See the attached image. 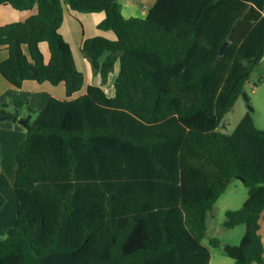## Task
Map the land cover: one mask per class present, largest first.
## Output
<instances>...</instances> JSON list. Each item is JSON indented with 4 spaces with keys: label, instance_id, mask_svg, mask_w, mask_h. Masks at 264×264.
<instances>
[{
    "label": "trees",
    "instance_id": "1",
    "mask_svg": "<svg viewBox=\"0 0 264 264\" xmlns=\"http://www.w3.org/2000/svg\"><path fill=\"white\" fill-rule=\"evenodd\" d=\"M3 4L38 11L0 26V73L16 87L64 84L66 99L0 105L27 129L15 181L0 173L19 205L0 264H209L220 239L203 242L208 213L233 178L248 197L224 226L246 230L225 252L264 264V129L250 113L231 133L222 126L241 95L254 110L244 86L264 62V0H157L145 18L125 17L119 0ZM66 4L105 12L98 28L116 39L87 38L81 53L104 83L119 63L113 96L90 84L75 97L86 78L60 31Z\"/></svg>",
    "mask_w": 264,
    "mask_h": 264
},
{
    "label": "crops",
    "instance_id": "2",
    "mask_svg": "<svg viewBox=\"0 0 264 264\" xmlns=\"http://www.w3.org/2000/svg\"><path fill=\"white\" fill-rule=\"evenodd\" d=\"M156 1L157 0H125L124 3H120L121 10L123 15L127 18H145L148 15L150 8L154 6ZM37 11V6L30 10H19L12 7L11 5H0V26L11 22L24 21L31 15L37 13ZM73 11L76 10H72L68 4L65 5L64 23L60 31L64 38L70 43L74 52L77 65L80 70L84 72L86 78L84 88L79 94H76L75 97L85 94L88 85L90 84L102 86L108 96H113L115 93L114 81L116 76L110 77V74L108 81L106 83L102 82L101 75L93 71L90 62L81 53V46L85 39L95 37L96 34H99L100 36H105L112 40L116 39V34L112 30H102L98 28V23H100L106 16L105 12L102 11L93 13V20L96 22V26L100 33H92L90 35H86V16L78 17L76 14L73 13ZM40 47L47 61L49 59L48 44L46 42H43L41 43ZM76 52L78 53V55L76 54ZM7 58L8 50L1 49L0 63L5 61ZM80 64L83 66V69L80 67ZM87 71L88 77H86ZM87 79L88 82L90 81V83L87 82ZM94 81H96L97 83H91ZM51 97L60 100L66 99L65 85H53L47 81L43 83H38L37 81L29 80L24 81L22 87H16L12 85L0 73V105L8 102L11 98H18L29 103L35 109L40 110L46 105V103ZM20 120L21 118H19L17 122H13L6 119H2L0 121V145L2 149L0 155V173L5 174L11 184L15 181L16 178V154L27 134V129L25 125L20 122ZM18 206V200L13 189L4 186L0 180V230L2 228V224H5L4 226L7 228L14 224L17 218ZM6 220L8 221L6 222ZM9 220L12 223L7 225L6 223H8ZM212 257L213 256H211L209 264H212Z\"/></svg>",
    "mask_w": 264,
    "mask_h": 264
},
{
    "label": "rangeland",
    "instance_id": "3",
    "mask_svg": "<svg viewBox=\"0 0 264 264\" xmlns=\"http://www.w3.org/2000/svg\"><path fill=\"white\" fill-rule=\"evenodd\" d=\"M120 3H124L125 0H119ZM67 5V4H66ZM74 14L79 16H86L85 27L86 35L92 33H100L96 26V22L93 20V13H83L78 11H73ZM91 18V19H90ZM84 20V18H83ZM99 34H96V36ZM47 46V45H46ZM75 49V48H74ZM78 55V53L76 52ZM83 69V66L80 64ZM119 69V63H117L115 70L111 73L110 77H115ZM92 71V70H91ZM86 77H88V71L86 72ZM88 82V79H87ZM90 83V81L88 82ZM91 83H97L96 81ZM244 91L250 96L251 104L254 108L253 111L249 110L248 102L243 95H241L236 101L234 107L225 115L222 121V126L226 127L227 132L231 133L237 126L238 122L247 114L250 113L255 121V124L260 129H264V62L260 63L255 71L253 72L251 78L246 82L244 86ZM9 110H14V105L12 104ZM22 113L28 114L27 109H23ZM36 117V114L33 115ZM248 191L244 185L242 179L233 178L226 189V191L219 197V199L214 204L213 208L208 213L207 224V236L204 239V244L208 245L212 238H219L220 243L216 248H212V264H234V260L230 258L225 252V245H237L240 243L245 230L246 225L240 224L234 228H226L224 222L226 219V211L239 209L247 200ZM7 212V211H6ZM8 213V212H7ZM8 220H6L7 222ZM5 223V221H4ZM12 222L6 223L11 224ZM2 224L0 230V237H5V229L7 227ZM260 233L262 235L264 243V213L261 219V229ZM258 264V263H255Z\"/></svg>",
    "mask_w": 264,
    "mask_h": 264
},
{
    "label": "water",
    "instance_id": "4",
    "mask_svg": "<svg viewBox=\"0 0 264 264\" xmlns=\"http://www.w3.org/2000/svg\"><path fill=\"white\" fill-rule=\"evenodd\" d=\"M228 44H229V42L226 41V42L221 46V49H220V54H221V55H223V54L225 53ZM0 120H2V119L0 118ZM20 122L23 123V124H25V120H24V119H21Z\"/></svg>",
    "mask_w": 264,
    "mask_h": 264
}]
</instances>
